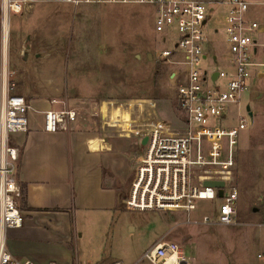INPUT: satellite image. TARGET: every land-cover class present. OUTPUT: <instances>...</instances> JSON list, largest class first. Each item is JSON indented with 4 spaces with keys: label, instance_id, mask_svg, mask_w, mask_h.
I'll list each match as a JSON object with an SVG mask.
<instances>
[{
    "label": "rangeland",
    "instance_id": "374dc122",
    "mask_svg": "<svg viewBox=\"0 0 264 264\" xmlns=\"http://www.w3.org/2000/svg\"><path fill=\"white\" fill-rule=\"evenodd\" d=\"M81 1L78 6L39 1L21 14H12L8 39L11 67L20 71L16 70L15 77L17 94L30 91L35 96L55 97L62 101L61 106L76 112L91 108L90 98L98 102L111 98L116 102L109 104V109L117 111V123L123 115L130 116V125L121 123L123 133L111 128L116 133L110 134L130 139H116L112 152L93 155L107 165L106 180L116 177L123 184L125 202L132 182L128 179L134 177L144 153L143 136L161 123L173 134L184 128L176 84L169 79L170 73L183 67L156 57L168 45L156 31L153 7ZM219 9L212 15L216 22L223 17ZM249 17L262 23L264 6H252ZM213 46L216 52H227L222 40ZM239 114L246 119L247 128L240 136L230 181L239 191L238 225L200 224L204 215L213 214L217 203L199 202L192 223H187L182 212H141L127 209L123 202L108 214L75 218L71 260L66 263L151 264L142 261V255L156 241L165 239L183 247L190 264H264V79L244 94ZM133 132L143 134L136 138ZM33 248L46 256L56 251L44 239L35 241Z\"/></svg>",
    "mask_w": 264,
    "mask_h": 264
},
{
    "label": "built area",
    "instance_id": "2783aa9c",
    "mask_svg": "<svg viewBox=\"0 0 264 264\" xmlns=\"http://www.w3.org/2000/svg\"><path fill=\"white\" fill-rule=\"evenodd\" d=\"M39 1H60L75 6L82 2L0 0L2 35L6 41L10 35L11 15L21 14ZM97 2L153 7L157 13L156 31L168 45L159 50L156 57L183 67L180 72L170 73L169 79L176 84L184 128L173 134L166 132L161 123L146 135L149 140L124 202L126 208L141 212H182L186 214L187 223H192L191 216L198 211V203L206 201L217 206L211 211L213 214L202 217L200 224L238 225L239 191L230 186V181L237 164L240 136L247 128L246 119L239 114L240 105L249 88L264 79V26L251 19L249 11L252 6L263 7L264 1ZM218 8L222 9L223 17L216 22L212 15L216 11L218 14ZM220 40L226 45V53L214 50L213 43ZM13 79V72L4 74V100L0 111V264H36L30 259L14 257L8 248L9 232L22 228L25 223L21 208L23 191L17 175L20 151L12 145L11 137L29 131L32 109L25 97L15 94ZM76 121L77 112L65 106L44 113L43 129L47 133L66 132ZM121 123L111 127L123 133ZM218 182L224 186L208 185ZM221 190L222 198L219 197ZM141 260L151 264H190L184 248L165 239L156 241Z\"/></svg>",
    "mask_w": 264,
    "mask_h": 264
},
{
    "label": "crops",
    "instance_id": "0c3cea01",
    "mask_svg": "<svg viewBox=\"0 0 264 264\" xmlns=\"http://www.w3.org/2000/svg\"><path fill=\"white\" fill-rule=\"evenodd\" d=\"M261 24L264 26V20ZM16 70L17 67H11L9 41L3 38L0 16V111L4 100V74L13 72L15 82ZM17 91L20 90L16 83L15 94ZM22 93L32 108L31 125L28 132L13 134L11 143L20 151L17 175L26 190L27 208L21 204L25 223L22 228L9 232L8 248L14 257L30 259L36 264H68L75 218L96 212L108 214L122 206L127 196L116 177L106 180L107 165L95 160L93 155L112 152L114 140L130 139V136L110 135L116 133L111 126L116 125L118 117L117 111L109 109V104L116 102L111 98L99 102L90 98L91 108L86 112L78 111L77 121L68 131L47 133L43 129L44 113L67 105L61 106L62 101L55 97L35 96L30 91ZM123 116L122 122L130 125V116ZM133 133L136 138L143 134ZM86 152L90 156H86ZM42 239L49 240L56 248L51 256L33 248L34 242Z\"/></svg>",
    "mask_w": 264,
    "mask_h": 264
},
{
    "label": "water",
    "instance_id": "95a60500",
    "mask_svg": "<svg viewBox=\"0 0 264 264\" xmlns=\"http://www.w3.org/2000/svg\"><path fill=\"white\" fill-rule=\"evenodd\" d=\"M28 49H30V46H28ZM151 57V56H150ZM248 112H250V116H253V113L251 112V108L248 106L247 108ZM148 140L149 138L146 136L143 140V143H142V151L145 150V147L148 143ZM208 185H211L213 187H217V188H222L224 186V183L222 182H218V183H210ZM219 197L222 198L223 197V191L221 190L220 193H219Z\"/></svg>",
    "mask_w": 264,
    "mask_h": 264
},
{
    "label": "trees",
    "instance_id": "16d2710c",
    "mask_svg": "<svg viewBox=\"0 0 264 264\" xmlns=\"http://www.w3.org/2000/svg\"><path fill=\"white\" fill-rule=\"evenodd\" d=\"M22 191H23V196H22V207L24 208V209H26L27 208V205H26V197H27V194H26V190H25V188L24 187H22Z\"/></svg>",
    "mask_w": 264,
    "mask_h": 264
},
{
    "label": "bare ground",
    "instance_id": "6f19581e",
    "mask_svg": "<svg viewBox=\"0 0 264 264\" xmlns=\"http://www.w3.org/2000/svg\"><path fill=\"white\" fill-rule=\"evenodd\" d=\"M148 133V132H147Z\"/></svg>",
    "mask_w": 264,
    "mask_h": 264
}]
</instances>
